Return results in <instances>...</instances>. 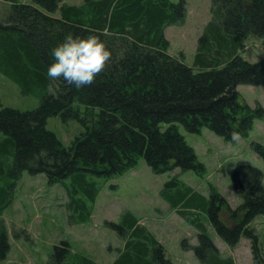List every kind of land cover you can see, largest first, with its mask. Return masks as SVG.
Listing matches in <instances>:
<instances>
[{
  "label": "trees",
  "instance_id": "1",
  "mask_svg": "<svg viewBox=\"0 0 264 264\" xmlns=\"http://www.w3.org/2000/svg\"><path fill=\"white\" fill-rule=\"evenodd\" d=\"M9 1L10 14L0 18V71L41 102L21 110L0 99V217L12 201L15 183L28 171L45 174L50 184L63 183L72 218L85 222L103 187L100 180L124 174L141 158L155 173L207 171L181 125L194 133L207 127L231 141L233 133L247 137L255 119L264 116L262 105L253 108L238 90L241 84L264 85V59L253 62L243 56L248 38H264V0H211V19L192 63L183 52L171 51L166 36L167 27L185 23L187 0ZM69 31L100 35L112 53L96 79L79 89L46 75L51 48ZM56 115L84 126L70 146L47 127ZM251 145L264 157V144ZM233 183L243 197L236 208L217 187L208 197L178 174L161 192L199 229L198 244L184 239L183 245L195 251L201 264H235L220 255L208 224L231 246L251 237L255 263L264 264L252 227L264 214L263 172L241 164ZM123 216L116 226L128 233L127 240L112 264H173L138 215L126 210ZM7 240L0 218V260L11 249ZM65 244L56 246L51 264H97L87 256H70Z\"/></svg>",
  "mask_w": 264,
  "mask_h": 264
},
{
  "label": "rangeland",
  "instance_id": "2",
  "mask_svg": "<svg viewBox=\"0 0 264 264\" xmlns=\"http://www.w3.org/2000/svg\"><path fill=\"white\" fill-rule=\"evenodd\" d=\"M19 1L33 3V0ZM64 1L81 4L84 0ZM187 6L185 23L167 27L166 36L171 42V51L175 55L183 52L186 61L192 63L204 25L211 19V0H187ZM11 10L12 3L9 0H0L1 19L8 17ZM245 44L243 56L246 59L253 62L264 59V38L250 37ZM238 90L250 106L255 108L260 103L264 108V85L241 84ZM0 99L4 106L21 110L34 109L41 102L39 96L24 94L20 86L1 71ZM47 127L56 132L67 146L84 130L80 122H65L60 115L50 117ZM180 130L207 166L205 173L199 174L194 170L181 172L180 169L155 173L145 158H141L136 166L124 174L100 180L103 187L90 219L85 222L72 218V212L67 207L70 195L63 183L50 184L45 174L32 175L24 171L13 187L9 207L0 217L11 248L0 264H51L56 246L66 245L65 242L68 243L70 256L74 258L87 256L97 264H112L127 240L128 233L125 235L116 226L121 224L126 210L138 215L141 218L140 225L164 244L167 257L173 264H201L195 251L183 245L185 238L197 244L199 229L171 208L161 192L172 176L178 174L182 180L208 197L213 187H217L230 205L236 208L243 202V197L234 187L235 168L241 164H251L258 167L264 177V157L251 145L253 141L264 144V116L255 119L254 127L247 137L237 135L238 139L231 141L207 127L198 133L189 132L182 125ZM192 213L194 211L189 213L190 218L194 217ZM252 227L264 253V214L255 218ZM208 228L220 255L232 257L235 264H256L251 237L244 236L231 246L217 235L212 225L208 224Z\"/></svg>",
  "mask_w": 264,
  "mask_h": 264
},
{
  "label": "clouds",
  "instance_id": "3",
  "mask_svg": "<svg viewBox=\"0 0 264 264\" xmlns=\"http://www.w3.org/2000/svg\"><path fill=\"white\" fill-rule=\"evenodd\" d=\"M111 55L100 35L69 31L51 48V62L47 65L46 75L50 81L62 79L78 89L83 88L96 79ZM50 91L53 90L50 88ZM232 138L238 139V136L233 133Z\"/></svg>",
  "mask_w": 264,
  "mask_h": 264
}]
</instances>
